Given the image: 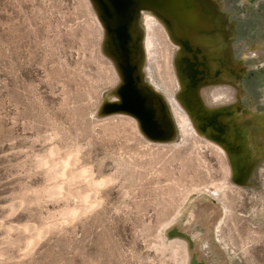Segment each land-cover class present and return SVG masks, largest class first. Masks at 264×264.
Masks as SVG:
<instances>
[{
	"label": "rangeland",
	"instance_id": "1",
	"mask_svg": "<svg viewBox=\"0 0 264 264\" xmlns=\"http://www.w3.org/2000/svg\"><path fill=\"white\" fill-rule=\"evenodd\" d=\"M201 1L191 53L137 23L156 141L102 112L121 77L92 0H0V264H264V0Z\"/></svg>",
	"mask_w": 264,
	"mask_h": 264
},
{
	"label": "water",
	"instance_id": "2",
	"mask_svg": "<svg viewBox=\"0 0 264 264\" xmlns=\"http://www.w3.org/2000/svg\"><path fill=\"white\" fill-rule=\"evenodd\" d=\"M182 1L184 2V0H92L106 30L107 55L116 61L121 77V83L116 88L119 99L104 102L102 112L106 114L123 112L136 117L141 131L156 141L171 140L176 134V127L164 97L143 83L139 64V56L141 52L143 54L142 34L138 32V36L135 37L133 27L142 8H152L168 28L173 27L171 18L178 26L184 25L186 19L182 17L177 7ZM175 12L179 16L175 15Z\"/></svg>",
	"mask_w": 264,
	"mask_h": 264
},
{
	"label": "bare ground",
	"instance_id": "3",
	"mask_svg": "<svg viewBox=\"0 0 264 264\" xmlns=\"http://www.w3.org/2000/svg\"><path fill=\"white\" fill-rule=\"evenodd\" d=\"M179 2L180 1H178L177 3L179 4ZM177 7L179 8V11H180V14L182 15V17L183 18H185L186 19V21H185V23H184V25H180V26H178V24L175 22V20L174 19H172L171 18V22H172V24H173V27H171L170 29L172 30L173 29V31H175V33L177 34V36H179L178 37V41L182 44V45H184V47H185V51L186 52H189V53H191V50H192V42L193 43H195V45L197 46V47H201L202 46V44L203 43H201L202 41H204V40H202L203 38H204V36H205V34H207V33H204V31L206 32L207 30H205L204 28H207V22L209 23L210 22V19L211 18H209V19H205V21L203 20V15H200L202 12V9L204 8V5L202 4V1L201 0H184V2L182 1V3H180V5L178 6L177 5ZM143 9H148V8H142L141 10H140V13H139V18L137 19V21L135 22V24H134V27H133V34H134V36L135 37H137L138 36V32H140V30H138L137 29V23H138V21L140 20V16H141V11L143 10ZM149 10H152V8H150ZM153 11V10H152ZM201 12V13H200ZM156 13V12H155ZM206 13V12H205ZM204 14V13H203ZM175 15H177V16H179L178 15V13L177 12H175ZM211 15V14H210ZM195 16V18H197L201 23H203V24H199V22H196L195 21V19L193 18ZM206 17V16H205ZM212 17V16H211ZM157 18H158V16H157ZM196 22V24H195V22ZM211 24H213V23H211ZM197 25V26H196ZM206 27H205V26ZM210 26V25H209ZM187 27V28H186ZM203 27V28H202ZM215 27V26H214ZM213 27V28H214ZM166 28V27H165ZM210 28H212V27H210ZM209 29V28H208ZM199 36H201V37H199ZM207 36V35H206ZM198 38H202L201 40V42H200V39H198ZM209 40V39H208ZM211 40V39H210ZM142 41H143V37H142ZM141 41V42H142ZM205 41H207L206 39H205ZM142 49H143V45H142ZM257 51V50H256ZM142 56H143V54H142V52H141V54H140V56H139V59L141 60L142 59ZM139 64H140V66H141V63H140V61H139ZM140 72H141V76H142V80H143V74H142V71H141V69H140ZM191 76V75H190ZM143 83L146 85V83L143 81ZM185 84L184 85H188V81L187 82H184ZM146 86H148V85H146ZM149 87V86H148ZM149 88H151V87H149ZM151 90L153 91V92H155L156 93V91H154L152 88H151ZM156 94H158V93H156ZM158 95H160V94H158ZM160 96H162V95H160ZM163 97V96H162ZM118 99H119V97H118ZM164 100H165V98H164ZM172 117V116H171ZM173 121V120H172ZM262 122H264V121H262ZM222 125V124H221ZM223 127H224V124H223ZM263 127V126H262ZM264 132V131H263ZM260 135H261V133H260ZM259 135V136H260ZM259 136H258V138H259ZM227 139V138H226ZM264 139L262 138V141H263ZM256 141V140H255ZM262 146V145H261ZM202 206V205H201ZM208 206V205H207ZM199 207H200V205H199ZM204 207V206H203ZM219 207V206H218ZM205 208H206V206H205ZM205 208L204 209H201V208H195V212H193V213H195L197 216H199V215H201V212H203V211H201V210H205ZM209 208H210V210H211V208L212 207H210V205H209ZM207 209V208H206ZM214 209H216L217 210V208H214ZM222 209V208H221ZM220 208H219V210H221ZM194 210V209H193ZM208 210V209H207ZM209 211V210H208ZM214 211V210H213ZM222 211V210H221ZM215 212V211H214ZM204 213H205V211H204ZM203 213V214H204ZM209 213V212H208ZM216 213V212H215ZM219 213H220V211H219ZM191 214V213H190ZM216 215V214H215ZM193 216H195V215H193ZM201 216H203V215H201ZM207 215H205V217H206ZM200 217V216H199ZM198 217V218H199ZM208 218V217H207ZM196 219H197V217H196ZM213 219V218H212ZM218 228V227H217ZM186 236H187V234H186ZM187 238L190 240V243L191 244H194L193 242V239L191 238V237H189V236H187ZM218 240H220V239H218ZM221 242V241H220ZM220 246V244L218 245V247ZM220 248V247H219ZM218 248V249H219ZM224 251V250H223ZM223 261V260H222ZM226 261V260H225ZM195 263H197L196 261H195ZM192 264V263H191Z\"/></svg>",
	"mask_w": 264,
	"mask_h": 264
}]
</instances>
